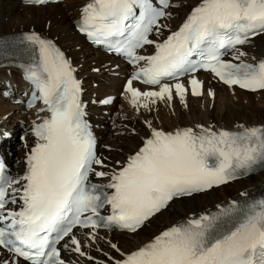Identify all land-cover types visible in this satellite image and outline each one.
<instances>
[{
	"label": "snow or ice",
	"instance_id": "obj_1",
	"mask_svg": "<svg viewBox=\"0 0 264 264\" xmlns=\"http://www.w3.org/2000/svg\"><path fill=\"white\" fill-rule=\"evenodd\" d=\"M181 6L173 0H158V6L153 0H87L77 29L133 66L122 94L137 112L151 111L159 102L172 106L175 99L186 107L189 91L203 95L201 70L229 88L264 91V59L249 61L241 50L264 34V0H199L162 38L168 28L163 21L172 17L169 9ZM153 34L157 39L150 38ZM20 43L28 62L19 67L32 87L28 106L41 102L38 114L45 116L32 126L35 143L23 175H3L0 163V249L11 254L0 264L21 259L66 264L61 248L91 261L82 248L96 242L99 229L136 234L176 199L207 193L264 168V125L229 130L196 124L164 131L149 120L150 134L138 149L115 166L106 163L97 154L72 62L35 32L23 34ZM146 46L154 51L141 54ZM6 47L0 42V53ZM182 77H188L187 85ZM134 81L150 87L141 91ZM208 95L215 93L208 89ZM92 177L107 183H93ZM75 229L87 230L91 243L82 245ZM110 247L119 254V259L108 256L111 264H264V198L217 204L216 211L177 221L134 250Z\"/></svg>",
	"mask_w": 264,
	"mask_h": 264
},
{
	"label": "bare ground",
	"instance_id": "obj_2",
	"mask_svg": "<svg viewBox=\"0 0 264 264\" xmlns=\"http://www.w3.org/2000/svg\"><path fill=\"white\" fill-rule=\"evenodd\" d=\"M84 1L85 0H67L64 3L36 8L22 6L20 3L11 0H0V36L22 32H35L48 37L67 53L79 77L86 86L88 83L90 85H92V83H97L100 89L103 87V90H107V94L112 95L111 93L118 91L122 87L121 80L114 78L110 79L111 77L108 78L107 75L104 76L103 79H98L97 75L90 73V71L92 72V70L95 69L102 71L103 74H112L120 71L122 69V64L90 48L73 30V20L78 16V7L82 5ZM175 1L183 6L172 10V13L175 14V18L163 21L168 25V28L163 31L164 34L169 32V30L175 29L180 20L199 2V0ZM242 51L247 53V59L249 61H251L253 57L256 58V60H260L264 56V34L254 38L251 45L243 48ZM5 72V70L0 71V78L6 76ZM9 72L11 77L17 79L18 75L14 70H9ZM85 73L88 74L85 75ZM197 76L198 79L203 82V95L209 96L208 89H211L215 95L214 97H209L213 100L209 99V103H206L202 100L203 95L194 97L191 95L190 91L185 97L186 107H183L180 101L175 99L171 107L172 112H174L173 115L178 121L176 122V120H172L171 118L169 122L171 126L170 129L192 127L196 124H202L206 127L211 125L214 128L229 130L235 129V126L240 124L249 127L264 125V108L262 110L254 109V101H252V97L254 96H259L261 99H264V91L246 93L219 83L210 74L198 73ZM187 80L188 78L183 80L186 85ZM133 86L139 88L141 91L148 89L136 84H133ZM0 88H2L1 85ZM232 91H237L239 95H241V98L238 99V103L240 102L242 104V106L239 107L241 109L240 112L234 110L230 105H227L228 102L234 101L233 96L230 94ZM95 94L99 95V92ZM86 96H88V94ZM189 96H192V98ZM242 99L244 100L241 101ZM87 100L86 97V101ZM220 101H224L227 105L224 107V110L223 105H220ZM259 102L262 103V100H258V103ZM160 106L162 105L160 104ZM2 109L5 108L2 107ZM105 109L107 108H101L98 104L89 106L91 119L93 120L102 148L99 156L106 158V163L115 166L116 161H123L128 155L135 152L142 144V138L150 134V130L146 126L145 121H152L153 126L155 125L152 119L154 108L152 107L151 111H146L144 109L139 111L137 118L142 124L130 114L123 116L122 113L126 112V110H122L121 108L119 111L122 113L119 112V114H117L118 116L111 117L108 120L107 116L110 115L103 116L101 114ZM155 109V115H159V113L162 114L160 111L161 108ZM158 111L160 112L158 113ZM108 112L111 113L110 110H108ZM0 113L2 115V113L5 114L6 112L0 108ZM165 116L168 115L165 114ZM26 127L27 125L20 126L19 123L12 120H9L8 124H6V122L0 123V132L8 131L11 136L10 139L4 141L3 148H9L10 152L15 155L14 159L9 157L7 159L8 162L14 166V171L17 175H20L24 171V160L27 151H29V147L32 146V140L28 137L25 139L26 142L31 143L28 148H24V144L17 138L19 133L27 130ZM131 132H134L135 135L131 136ZM113 133H123L124 135L122 137H113ZM17 146H22L23 148L16 152ZM104 146H108L110 150L104 151ZM92 178L94 182L107 183V179ZM217 189L218 190L212 189L207 193L193 195L189 198L175 200L167 210L157 215L136 234L98 231L99 238L95 243H91L87 241V230L82 231L76 229L74 230L75 234L82 245L91 243L90 247H83L82 250L94 259L90 261L86 257H80L78 254L64 250H62V257L70 264H96V261L111 264L108 260V256H114L119 259V254L110 247L112 243L117 244L121 251L124 252L134 250L146 243L152 236L158 234L159 231L177 221L183 220L194 214L198 215L203 212L216 211L217 204H227L232 200L241 202L245 199L264 194V170L256 173L253 177L251 176L234 181L227 184L226 187L221 186ZM216 191H219V194L221 192L222 198L214 196L215 194L213 193ZM241 193H246V195L241 196ZM184 202H186V204H183ZM129 239H133V241L131 242ZM105 253L108 255H105ZM0 260H2V258H0ZM20 264L25 263L20 261Z\"/></svg>",
	"mask_w": 264,
	"mask_h": 264
},
{
	"label": "rangeland",
	"instance_id": "obj_3",
	"mask_svg": "<svg viewBox=\"0 0 264 264\" xmlns=\"http://www.w3.org/2000/svg\"><path fill=\"white\" fill-rule=\"evenodd\" d=\"M90 73L96 74L98 79H103V77L106 76V75H107L108 78L111 77L110 79H113V78L117 79V77H113L110 74H106V73L103 74L102 71H100V70L93 69L92 72L90 71ZM87 74L88 73H85V75H87ZM86 91L88 92V94H93V93L99 92V95H104L105 93H107V90H103V87H102V89H100V86L97 83H95V84L92 83V85H90L88 83V85L86 87ZM230 94L233 96L234 101L233 102H228L227 105H230V107H233L234 110L240 112L241 109L239 107L242 106V104L240 102L238 103V99L241 98V95H239V93L237 91H232ZM115 97H116L115 101H114L115 105L113 106V109H112L113 113L110 116H108V120L111 117L113 118L115 116H118L117 114H119V112H121V111H119L120 108H121L122 110L123 109L126 110V112H123V113L121 112L123 116L127 115V114H130L137 121H140L137 118V115H138L139 112H137L128 103V99L126 98V94H122L121 92L118 91L117 93H115ZM189 97L192 98V96H189ZM259 98H260L259 96L252 97V99H253L252 101H254V106L253 107H255L254 109H256V110H262L264 108V105H263L264 99H261V98L259 99ZM88 99H89L90 103L94 102L93 98H88ZM209 99L213 100L212 98H210L209 96H206V95H203V97H202V100H204L206 103H209L208 102ZM243 100L244 99H242L241 101H243ZM258 100L259 101L262 100V103L261 102L258 103ZM160 104L162 106H160ZM220 105H223V110H224V107L227 106L224 101H220ZM2 107L5 108V109H2ZM183 107H185V106L183 105ZM220 107H222V106H220ZM0 108H1V110H5V112H6L5 114L2 113V115L0 113V123H5L6 122V124H8L9 120L14 121V117L16 116L17 112L15 111V109H14V107L12 105H10L8 102L0 101ZM153 108L154 109H153V112H152V119H153V122L155 123V125H154L155 128H164L163 130H170L171 126H170L169 122H170L171 118H172V120H176V122L178 121V119H176L174 117V115H173L174 112H172V107L169 106L167 103L159 102V103H157V105L153 106ZM155 108H159V109L161 108L160 111H161V113L163 115L159 113L160 111H158L159 115H155V111H156ZM103 114H105V113L103 112ZM165 114H167L168 116H165ZM153 116L155 117V119H154ZM140 124H142L141 121H140ZM179 124H181V123H179ZM123 135H124L123 133H113L112 134L113 137H122ZM130 135L134 136L135 134H134V132H131ZM226 186H224V187H226ZM216 190H218V189H216ZM226 191H227V189H226ZM217 193H218V195H217ZM213 194H215L214 195L215 197L222 198V194H221V192L219 194V191H216ZM183 204H186V202H184ZM146 228H149V227H146ZM129 241L132 242L133 239H129Z\"/></svg>",
	"mask_w": 264,
	"mask_h": 264
}]
</instances>
